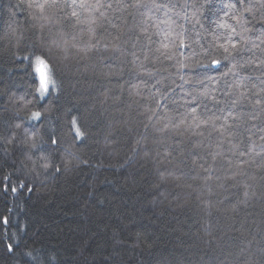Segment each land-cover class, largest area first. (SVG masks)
Wrapping results in <instances>:
<instances>
[{
  "label": "trees",
  "instance_id": "obj_1",
  "mask_svg": "<svg viewBox=\"0 0 264 264\" xmlns=\"http://www.w3.org/2000/svg\"><path fill=\"white\" fill-rule=\"evenodd\" d=\"M0 264H264V0H0Z\"/></svg>",
  "mask_w": 264,
  "mask_h": 264
},
{
  "label": "snow or ice",
  "instance_id": "obj_2",
  "mask_svg": "<svg viewBox=\"0 0 264 264\" xmlns=\"http://www.w3.org/2000/svg\"><path fill=\"white\" fill-rule=\"evenodd\" d=\"M73 15H76L75 12H73ZM235 48V45L232 46ZM227 51V49H225ZM36 71L40 74V88L39 91L41 94L47 93L49 90V84H51L53 87L55 86V81L51 79L49 75L50 71V66L44 59L41 57L37 56L36 58ZM212 63L214 65L219 64L218 60H213ZM34 118H39L40 113L39 112H34L33 114ZM77 135H81L79 129H77ZM6 222V221H5ZM9 250H11V246H9Z\"/></svg>",
  "mask_w": 264,
  "mask_h": 264
},
{
  "label": "rangeland",
  "instance_id": "obj_3",
  "mask_svg": "<svg viewBox=\"0 0 264 264\" xmlns=\"http://www.w3.org/2000/svg\"><path fill=\"white\" fill-rule=\"evenodd\" d=\"M34 71H35V73H36V76H37V80H38V89H37V94H38V96L39 97H43V96H45L46 95V93H44V94H41V92L39 91V88H40V74L36 71V62H35V66H34ZM51 84H49V86H50ZM50 88V87H49Z\"/></svg>",
  "mask_w": 264,
  "mask_h": 264
}]
</instances>
